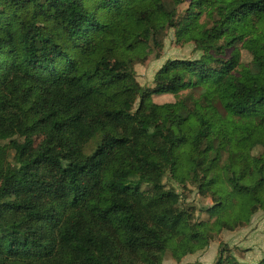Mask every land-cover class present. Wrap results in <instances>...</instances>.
Returning a JSON list of instances; mask_svg holds the SVG:
<instances>
[{
    "label": "trees",
    "instance_id": "16d2710c",
    "mask_svg": "<svg viewBox=\"0 0 264 264\" xmlns=\"http://www.w3.org/2000/svg\"><path fill=\"white\" fill-rule=\"evenodd\" d=\"M169 30L199 56L140 84ZM258 211L264 0H0V264H163Z\"/></svg>",
    "mask_w": 264,
    "mask_h": 264
},
{
    "label": "rangeland",
    "instance_id": "374dc122",
    "mask_svg": "<svg viewBox=\"0 0 264 264\" xmlns=\"http://www.w3.org/2000/svg\"><path fill=\"white\" fill-rule=\"evenodd\" d=\"M200 52L192 43L177 44L174 42L173 31L169 30L163 39L160 57L155 58L148 54L144 63L135 64L137 80L140 84L151 86L156 70L169 58H196ZM243 60L247 61L248 55L243 51ZM182 95V92L180 93ZM153 101L159 104L173 102L176 96L172 94L153 95ZM40 138H37V142ZM164 182L167 188H173L180 193L181 205L194 206L197 210L194 219L213 222L214 218L208 213L200 211V208L210 207L213 203L209 197H204L196 192L193 185L187 184L182 189V181L178 177H166ZM221 245H226L235 258L244 264H257L264 257V212H256L250 222L245 226L234 230L214 231V237L208 240V244L193 253L177 257L172 249H168L163 255V264H215L218 250Z\"/></svg>",
    "mask_w": 264,
    "mask_h": 264
}]
</instances>
